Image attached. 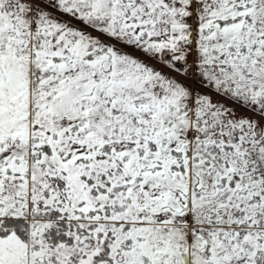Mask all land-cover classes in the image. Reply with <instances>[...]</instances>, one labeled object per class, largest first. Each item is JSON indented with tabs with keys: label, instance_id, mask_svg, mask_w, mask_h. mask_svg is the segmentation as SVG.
Returning a JSON list of instances; mask_svg holds the SVG:
<instances>
[{
	"label": "snow or ice",
	"instance_id": "snow-or-ice-1",
	"mask_svg": "<svg viewBox=\"0 0 264 264\" xmlns=\"http://www.w3.org/2000/svg\"><path fill=\"white\" fill-rule=\"evenodd\" d=\"M0 264H264V0H0Z\"/></svg>",
	"mask_w": 264,
	"mask_h": 264
}]
</instances>
